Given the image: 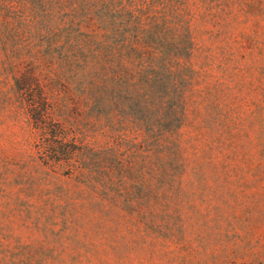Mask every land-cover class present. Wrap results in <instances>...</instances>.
<instances>
[{"label":"rangeland","instance_id":"374dc122","mask_svg":"<svg viewBox=\"0 0 264 264\" xmlns=\"http://www.w3.org/2000/svg\"><path fill=\"white\" fill-rule=\"evenodd\" d=\"M145 24L193 41L171 133L84 101L86 50ZM0 264H264V0H0Z\"/></svg>","mask_w":264,"mask_h":264},{"label":"trees","instance_id":"16d2710c","mask_svg":"<svg viewBox=\"0 0 264 264\" xmlns=\"http://www.w3.org/2000/svg\"><path fill=\"white\" fill-rule=\"evenodd\" d=\"M158 26L145 24L136 35L118 43L105 46L101 41L95 42L94 48L86 50L82 77L84 101L91 110L103 114L110 109L128 116L143 129L156 128L166 134L176 130L183 119L193 41L187 30L169 35V26L161 34ZM112 49L108 59L102 51ZM135 60L141 62L136 65ZM31 78L27 74L14 81L22 90L29 86ZM38 90L36 98H44L42 89ZM44 101L36 99L26 105L35 130L51 136L53 154L66 155L63 160L74 158L75 161L66 162H70L73 171L81 172L87 166L77 163L78 149L67 147L68 134L60 122L51 123V107ZM59 161L62 158L56 163Z\"/></svg>","mask_w":264,"mask_h":264}]
</instances>
